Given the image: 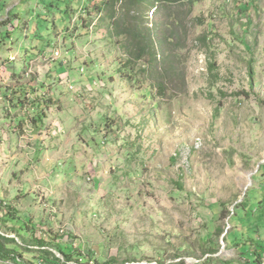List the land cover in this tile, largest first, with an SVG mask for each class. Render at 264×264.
<instances>
[{"label":"rangeland","instance_id":"374dc122","mask_svg":"<svg viewBox=\"0 0 264 264\" xmlns=\"http://www.w3.org/2000/svg\"><path fill=\"white\" fill-rule=\"evenodd\" d=\"M83 2L0 0V264L248 263L230 245H264V177L235 205L264 160V0H199L163 99L118 75Z\"/></svg>","mask_w":264,"mask_h":264},{"label":"trees","instance_id":"16d2710c","mask_svg":"<svg viewBox=\"0 0 264 264\" xmlns=\"http://www.w3.org/2000/svg\"><path fill=\"white\" fill-rule=\"evenodd\" d=\"M198 1L84 0L81 10L82 17L85 18H79L78 21H80V27L86 29L88 19L91 22L100 19L102 26L106 28V41L111 43L118 53L115 60L118 75L134 88L149 86L154 99H163L168 93L183 91L186 69L182 52L188 40L189 21L200 22L199 18H191L193 7ZM73 13L72 9L67 10L69 18ZM36 116L37 118H32L34 123L44 119V115L40 112L36 113ZM255 176L264 177V164L259 167ZM246 202L245 195L243 201L236 205L237 209L242 210ZM216 207L220 209L219 216L222 214L223 217H227L230 214L224 204H217ZM237 217L238 214L231 220H237ZM0 241L15 243L14 239L5 238L1 234ZM223 241L227 243L226 237ZM231 243V247L245 256L248 262L246 264H264L261 262L264 257V245L258 243V240L249 239L247 243L245 241L242 243L231 241ZM39 250L44 251L41 248ZM3 252L4 249L0 243V255ZM56 252L63 257L65 263L71 261L69 252L64 253L59 247ZM207 254H215V251L209 250ZM7 257L13 258L9 253ZM211 260L226 264L221 259L210 256L197 264H210ZM54 261L59 262L57 258Z\"/></svg>","mask_w":264,"mask_h":264},{"label":"water","instance_id":"95a60500","mask_svg":"<svg viewBox=\"0 0 264 264\" xmlns=\"http://www.w3.org/2000/svg\"><path fill=\"white\" fill-rule=\"evenodd\" d=\"M261 164H264V160L261 161V162L257 165V168H256V170H255L254 172L248 174V181H249V183H248V185L244 188V192H243V196H242V198H241L240 200H238V202H237L235 205H237V204H239V203L242 202V199H243V197L245 196V194H246V192H247V189H248V187H249V185H250L251 177L253 176V174H255V173L258 171V169H259V167H260ZM225 235H226V232H225V233L222 235V237H221V238H222V243H224L223 239H224ZM218 256H219V255H216V257H218Z\"/></svg>","mask_w":264,"mask_h":264},{"label":"built area","instance_id":"2783aa9c","mask_svg":"<svg viewBox=\"0 0 264 264\" xmlns=\"http://www.w3.org/2000/svg\"><path fill=\"white\" fill-rule=\"evenodd\" d=\"M178 261L180 260H177L176 262H168V263H165V264H173V263H177ZM132 264H159L155 261H143V262H136V263H132Z\"/></svg>","mask_w":264,"mask_h":264}]
</instances>
